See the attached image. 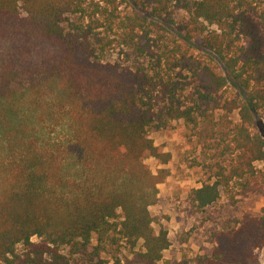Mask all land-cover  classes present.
Masks as SVG:
<instances>
[{
  "label": "trees",
  "instance_id": "trees-1",
  "mask_svg": "<svg viewBox=\"0 0 264 264\" xmlns=\"http://www.w3.org/2000/svg\"><path fill=\"white\" fill-rule=\"evenodd\" d=\"M131 1L123 14L120 0H0V264H121L123 244L126 264H164L149 208L169 173L146 164L171 161L149 135L158 121L223 112L233 158L192 191L198 209L231 181L264 190V0ZM116 48L133 63L106 60ZM229 83L245 96L224 98ZM213 243L199 264H259L264 207Z\"/></svg>",
  "mask_w": 264,
  "mask_h": 264
},
{
  "label": "rangeland",
  "instance_id": "rangeland-1",
  "mask_svg": "<svg viewBox=\"0 0 264 264\" xmlns=\"http://www.w3.org/2000/svg\"><path fill=\"white\" fill-rule=\"evenodd\" d=\"M134 8L131 0H120V10L123 14L130 13ZM185 14L178 12L168 18L178 21ZM161 25L169 37L174 36L169 20ZM105 59L131 65L133 59L127 58L119 48L105 53ZM142 61V60H141ZM227 99H242L244 92L229 83L222 91ZM188 97L185 96V100ZM223 112L212 113L207 121L200 120L198 126L187 124L184 120L158 121L149 128L150 138L156 146H162L165 152L171 154L167 165H159L157 160L149 158L146 164L153 173L158 169L168 170L165 183L158 186L159 195L155 205L149 208L154 219L156 231L167 230L171 245L163 253V263L183 262L199 264L201 257H208L213 249V235L219 231L237 228L244 215L260 216L264 207V190L244 196L241 194L239 182L231 181L228 186H220V196L212 205L198 209L193 203L191 193L205 184H213L221 168L228 173L232 156L224 151L223 142L217 123ZM234 124L239 122L237 112L228 118ZM264 130V113L256 116L254 132ZM261 164L256 163L259 171ZM34 241L37 238L33 239ZM140 249V245L136 248ZM131 249L123 244L117 253L121 264L131 258ZM110 264L114 260L103 255ZM259 264H264V249L257 251Z\"/></svg>",
  "mask_w": 264,
  "mask_h": 264
}]
</instances>
